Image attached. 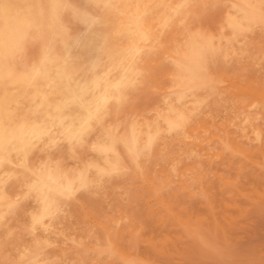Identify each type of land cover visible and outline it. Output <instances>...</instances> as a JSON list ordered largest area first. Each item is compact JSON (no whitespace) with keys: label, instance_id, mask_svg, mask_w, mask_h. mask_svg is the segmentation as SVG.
Here are the masks:
<instances>
[{"label":"rangeland","instance_id":"374dc122","mask_svg":"<svg viewBox=\"0 0 264 264\" xmlns=\"http://www.w3.org/2000/svg\"><path fill=\"white\" fill-rule=\"evenodd\" d=\"M250 1H0V264H264V1Z\"/></svg>","mask_w":264,"mask_h":264},{"label":"bare ground","instance_id":"6f19581e","mask_svg":"<svg viewBox=\"0 0 264 264\" xmlns=\"http://www.w3.org/2000/svg\"><path fill=\"white\" fill-rule=\"evenodd\" d=\"M0 1H2V0H0ZM6 1V0H5ZM32 1V0H31ZM51 1V0H50ZM241 1V0H240ZM250 1V0H249ZM264 1V0H263ZM10 1H8V3H9ZM36 2V1H35ZM34 2V3H35ZM49 2V1H48ZM59 2V1H58ZM61 2V1H60ZM72 2V1H71ZM172 2V1H171ZM216 2V1H215ZM222 2V1H221ZM229 2V1H228ZM245 2V1H244ZM251 2V1H250ZM254 2V1H253ZM7 3V2H6ZM21 3V2H20ZM19 3V4H20ZM31 3V2H30ZM37 3V2H36ZM44 3H46V2H44ZM248 3V2H247ZM12 4V3H11ZM14 4L15 3H13V6H14ZM18 4V3H17ZM39 4V3H38ZM76 4V3H75ZM137 4V3H136ZM217 4V3H216ZM215 4V5H216ZM221 4V3H220ZM223 4H225V3H223ZM222 4V5H223ZM233 4H234V2H233ZM256 4V3H255ZM259 4H261V3H259ZM5 5V4H4ZM77 5V4H76ZM15 6H17V5H15ZM22 6V5H21ZM31 6V5H30ZM36 6V5H35ZM71 6V5H70ZM251 6V5H250ZM48 7V6H47ZM72 7V6H71ZM131 7H133V6H131ZM138 7V6H137ZM161 7V6H160ZM191 7V6H190ZM230 7V6H229ZM41 8H43V6L41 7ZM57 8V7H56ZM55 8V9H56ZM134 8H136V7H133V9ZM156 8V7H155ZM154 8V9H155ZM218 8V7H217ZM225 8V7H224ZM228 8V7H227ZM238 8V7H237ZM35 9H37V8H34L33 10H35ZM39 9V8H38ZM47 9V8H46ZM128 9V8H127ZM130 9V8H129ZM252 9H253V7H252ZM1 10V9H0ZM72 10H74L73 8H72ZM135 10V9H134ZM161 10V9H160ZM192 10V9H191ZM220 10V9H219ZM236 10V9H235ZM253 10H255V9H253ZM28 11V10H27ZM32 11V10H31ZM30 11V12H31ZM50 11V10H49ZM59 11V10H58ZM133 11V10H132ZM151 11V10H150ZM157 11V10H156ZM238 11V10H237ZM240 11H242V10H240ZM256 11V10H255ZM264 11V10H263ZM22 12V11H21ZM24 12V11H23ZM34 12V11H33ZM36 12V11H35ZM41 12V11H40ZM52 13H53V11H51ZM55 12V11H54ZM71 12V11H70ZM129 12V11H128ZM138 12V11H137ZM32 13V12H31ZM37 13V12H36ZM41 13H43V12H41ZM124 13H126V12H124ZM180 13V12H179ZM227 13V12H226ZM244 13V12H243ZM247 13V12H246ZM1 14V13H0ZM4 14H5V12H4ZM6 14H7V11H6ZM11 14V13H10ZM20 14V13H19ZM27 14V13H26ZM39 13H37V15H38ZM152 14V13H151ZM150 14V15H151ZM218 14V13H217ZM230 14V13H229ZM239 14H241L240 12H239ZM3 15V14H2ZM1 15V16H2ZM14 15V14H13ZM35 15V14H34ZM51 15V14H50ZM53 15V14H52ZM56 15V14H55ZM58 15V14H57ZM127 15V14H126ZM130 15V14H129ZM146 15V14H145ZM243 15H245V14H243ZM39 16V15H38ZM48 16V15H47ZM121 16V15H120ZM135 16V15H134ZM133 16V17H134ZM147 16V15H146ZM183 16V15H182ZM220 16V15H219ZM236 16V15H235ZM10 17H11V15H10ZM36 17V16H35ZM110 17V16H109ZM128 17H130V16H128ZM132 17V16H131ZM132 17V18H133ZM138 17V16H137ZM145 17V16H144ZM153 17V16H152ZM226 17V16H225ZM234 17V16H233ZM245 17V16H244ZM250 17V16H249ZM14 18H15V15H14ZM49 18V17H48ZM113 18V17H112ZM123 18V17H122ZM223 18H224V16H223ZM230 18H232V16L230 17ZM7 19V18H6ZM23 19V18H22ZM50 19V18H49ZM53 19H54V17H53ZM131 19V18H130ZM139 19H140V17H139ZM141 19H143V18H141ZM148 19V18H147ZM174 19V18H173ZM235 19V18H234ZM240 19H242V18H240ZM251 19V18H250ZM32 20V19H31ZM41 20V19H40ZM62 20V19H61ZM71 20V19H70ZM127 20H128V18H127ZM149 20V19H148ZM227 20V19H226ZM239 20V19H238ZM9 21V20H8ZM7 21V22H8ZM50 21H51V19H50ZM73 21V20H72ZM130 21H133L132 19L130 20ZM156 21V20H155ZM186 21V20H185ZM229 21V20H228ZM260 21V20H259ZM7 22H5V23H7ZM44 22V21H43ZM63 22V21H62ZM71 22V21H70ZM116 22V21H115ZM134 23L136 22V21H133ZM147 22V21H146ZM233 22V21H232ZM234 22H236V21H234ZM240 22V21H239ZM3 23H4V21H3ZM48 23H50V22H48ZM125 23V22H124ZM175 23V22H174ZM225 23H226V21H225ZM230 22H228V24H229ZM247 23V22H246ZM255 23V22H254ZM59 24V23H58ZM62 24V23H61ZM65 24V23H64ZM69 24V23H68ZM71 24H73V23H71ZM119 24V23H118ZM131 24V23H130ZM133 24V23H132ZM137 24V23H136ZM142 24H143V22H142ZM188 24V23H187ZM227 24V25H228ZM39 25V24H38ZM44 25H46V24H44ZM43 25V26H44ZM51 25V24H50ZM114 25V24H113ZM120 25V24H119ZM148 25H149V23H148ZM185 25V24H184ZM214 25V24H213ZM232 25V24H231ZM240 25V24H239ZM259 25V24H258ZM16 26H18V25H16ZM49 26V25H48ZM142 26H144V25H142ZM218 26V25H217ZM33 27H34V25H33ZM37 27V26H36ZM44 27H46V26H44ZM68 27V26H67ZM75 28H76V26H74ZM137 27V26H136ZM189 27V26H188ZM208 27V26H207ZM206 27V28H207ZM214 27V26H213ZM226 27H228V26H226ZM248 27V26H247ZM5 28V26L3 27V29ZM28 28V27H27ZM41 28V27H40ZM49 28V27H48ZM51 28V27H50ZM63 28H64V26H63ZM115 28V27H114ZM140 28V27H139ZM182 28V27H181ZM209 28V27H208ZM243 28V27H242ZM241 28V29H242ZM5 29H7V28H5ZM44 29V28H43ZM62 29V28H61ZM133 29V28H132ZM136 29V28H135ZM138 29V28H137ZM160 29V28H159ZM195 29V28H194ZM215 29H216V27H215ZM226 29V28H225ZM28 30H29V28H28ZM36 31V29H33V31ZM37 30H38V28H37ZM44 30H47V29H44ZM71 30V29H70ZM73 30V29H72ZM114 30V29H113ZM140 30V29H139ZM143 30V29H142ZM146 30V29H145ZM181 30V29H180ZM193 30V29H192ZM201 30V29H200ZM199 30V28H198V31H200ZM264 30V29H263ZM262 30V31H263ZM26 30H24V32H25ZM65 31V30H64ZM141 31V30H140ZM139 31V32H140ZM182 31V30H181ZM194 31V30H193ZM6 32V31H5ZM9 32V31H8ZM27 32H29V31H27ZM48 32V31H47ZM74 32V31H73ZM221 32V31H220ZM222 32H223V30H222ZM251 32V31H250ZM43 33V32H42ZM123 33V32H122ZM140 33H142V32H140ZM143 33H144V31H143ZM156 33V32H155ZM157 33H158V31H157ZM186 33H189V32H186ZM243 33V32H242ZM258 33V32H257ZM27 34V33H26ZM96 34H98V33H96ZM124 34V33H123ZM126 34V33H125ZM139 34V33H138ZM204 34H205V32H204ZM214 34V33H213ZM29 35V34H28ZM43 35H46V34H43ZM128 35V34H127ZM141 35V34H140ZM139 35V36H140ZM245 35V34H244ZM30 36V35H29ZM87 36V35H86ZM96 36V35H95ZM114 36V35H113ZM136 36V35H135ZM146 36V35H145ZM148 36V35H147ZM192 36V35H191ZM35 37V36H34ZM47 37V36H46ZM59 37H60V35H59ZM92 37V36H91ZM111 37V36H110ZM119 37V36H118ZM122 37H123V35H122ZM126 37H128V36H126ZM157 37V36H156ZM202 37H203V35H202ZM222 37V36H221ZM242 37V36H241ZM251 37V36H250ZM25 38V37H24ZM33 38V37H32ZM44 37H42V39H43ZM130 38H131V36H130ZM190 38V37H189ZM188 38V39H189ZM193 38V37H192ZM3 39V38H2ZM39 39V38H38ZM41 39V38H40ZM48 39V38H47ZM68 40H69V38H67ZM98 39V38H97ZM116 39V38H115ZM137 39V38H136ZM180 39H182V38H180ZM187 39V40H188ZM191 39V38H190ZM199 39V38H198ZM201 39V38H200ZM244 39V38H243ZM257 39V38H256ZM89 40V39H88ZM99 40V39H98ZM134 40H135V38H134ZM192 40V39H191ZM190 40V41H191ZM213 40V39H212ZM24 41V40H23ZM34 41V40H33ZM42 41V40H41ZM179 41V40H178ZM222 41V40H221ZM257 41V40H256ZM255 41V42H256ZM35 42H36V39H35ZM43 42V41H42ZM46 42H47V40H46ZM94 42V41H93ZM183 42V41H182ZM194 42V41H193ZM201 42V41H200ZM211 42V41H210ZM228 42V41H227ZM226 42V43H227ZM34 43V42H33ZM60 43V42H59ZM58 43V44H59ZM108 43V42H107ZM111 43H113L112 41H111ZM178 43V42H177ZM184 43V42H183ZM207 43V42H206ZM219 43V42H218ZM222 43V42H221ZM233 43V42H232ZM236 43V42H235ZM246 43V42H245ZM61 44V43H60ZM117 44V43H116ZM122 44V43H121ZM124 44V43H123ZM126 44V43H125ZM124 44V45H125ZM131 44V43H130ZM174 44V43H173ZM200 44V43H199ZM248 44V43H247ZM252 44V43H251ZM23 45V44H22ZM91 45H93V44H91ZM100 45V44H99ZM114 45V44H113ZM127 45H129V44H127ZM132 45H133V42H132ZM162 45V44H161ZM178 45V44H177ZM204 45V44H203ZM245 45V44H244ZM243 45V46H244ZM261 45V44H260ZM262 45H264V44H262ZM25 46V45H24ZM107 46V45H106ZM115 46H117V45H115ZM182 46V45H181ZM231 46V45H230ZM229 46V47H230ZM239 46V45H238ZM40 47V46H39ZM56 47V46H55ZM86 47V46H85ZM126 47V46H125ZM134 47V46H133ZM175 47V46H174ZM178 47V46H177ZM187 47H188V45H187ZM191 47H192V45H191ZM197 47V46H196ZM203 47V46H202ZM21 48V47H20ZM59 48V47H58ZM90 48V47H89ZM89 48H88V50H89ZM111 48V47H110ZM121 48V47H120ZM119 48V49H120ZM146 48V47H145ZM176 48V47H175ZM182 48V47H181ZM247 48V47H246ZM254 48V47H253ZM55 49V48H54ZM91 49V48H90ZM94 49V48H93ZM119 49H118V51H119ZM165 49V48H164ZM194 49V48H193ZM203 49V48H202ZM207 49V48H206ZM248 49V48H247ZM258 49H259V47H258ZM83 50V49H82ZM98 50V49H97ZM146 50V49H145ZM180 50V49H179ZM186 50V49H185ZM195 51H196V49H194ZM205 50V49H204ZM208 50V49H207ZM235 50V49H234ZM241 50V49H240ZM41 51V50H40ZM51 51H53V49L51 50ZM81 51V50H80ZM86 51V50H85ZM93 51V50H92ZM123 51H124V49H123ZM160 51V50H159ZM161 51H163V50H161ZM168 51V50H167ZM173 51V50H172ZM176 51V50H175ZM188 51V50H187ZM237 51V50H236ZM245 51V50H244ZM251 51V50H250ZM255 50H253V52H254ZM262 51V50H261ZM86 52H88V51H86ZM112 52V51H111ZM115 52V51H114ZM204 52V51H203ZM18 53H20V52H18ZM23 53H24V51H23ZM42 53V52H41ZM51 53V52H50ZM83 53V52H82ZM107 53V52H106ZM120 53V52H119ZM122 53V52H121ZM143 53H144V51H143ZM158 53H160V52H158ZM176 53V52H175ZM177 53H178V51H177ZM236 53V52H235ZM245 53V52H244ZM252 53V52H251ZM87 54V53H86ZM90 54V53H89ZM134 54H135V52H134ZM211 54V53H210ZM249 54V53H248ZM18 56H20L19 54H17ZM23 55V54H22ZM54 55V54H53ZM60 55V54H59ZM82 55V54H81ZM81 55H80V57H81ZM92 55V54H91ZM102 55V54H101ZM197 55H201V54H197ZM257 55V54H256ZM261 55V54H260ZM41 56V55H40ZM55 56V55H54ZM88 56V55H87ZM94 56V55H93ZM169 56V55H168ZM184 56H186V55H184ZM196 56V55H195ZM209 56V55H208ZM17 57V56H16ZM26 57V56H25ZM79 57V58H80ZM98 57V56H97ZM206 57H207V55H206ZM211 57V56H210ZM7 58V57H6ZM103 58H105V57H103ZM107 58V57H106ZM115 58V57H114ZM170 58H171V56H170ZM192 58V57H191ZM199 58H200V56H199ZM204 58V57H203ZM227 58H228V56H227ZM4 59V58H3ZM8 59V58H7ZM19 59V58H18ZM261 59V58H260ZM10 60V59H9ZM21 60V59H20ZM86 60V59H85ZM88 60V59H87ZM188 60V59H187ZM208 60V59H207ZM210 60V59H209ZM214 60V59H213ZM101 61V60H100ZM109 61V60H108ZM173 61V60H172ZM178 61V60H177ZM15 62V61H14ZM34 62V61H33ZM39 62V61H38ZM63 62V61H62ZM8 63H9V61H8ZM31 63V62H30ZM50 63V62H49ZM99 63H101V62H99ZM111 63V62H110ZM254 63V62H253ZM11 64V63H10ZM78 64V63H77ZM139 64V63H138ZM180 64V63H179ZM47 65V64H46ZM182 65V64H181ZM188 65V64H187ZM18 66V65H17ZM41 66V65H40ZM74 66V65H73ZM138 66V65H137ZM140 66V65H139ZM174 66V65H173ZM191 66V65H190ZM194 66H195V64H194ZM247 66V65H246ZM245 66V67H246ZM9 67V66H8ZM39 67V66H38ZM42 67V66H41ZM86 67V66H85ZM172 67V66H171ZM202 67V66H201ZM211 67V66H210ZM222 67V66H221ZM7 68V67H6ZM120 68V67H119ZM169 69H170V67H168ZM185 68V67H184ZM189 68V67H188ZM51 69V68H50ZM49 69V70H50ZM78 69V68H77ZM102 69V68H101ZM167 69V68H166ZM168 69V70H169ZM194 69V68H193ZM215 69V68H214ZM258 69V68H257ZM3 70V69H2ZM2 70H1V72H2ZM14 70V69H13ZM41 70V69H40ZM55 70V69H54ZM85 70V69H84ZM90 70V69H89ZM210 70V69H209ZM213 70V69H212ZM239 70V69H238ZM251 70V69H250ZM32 71V70H31ZM173 71H175V70H173ZM14 72V71H13ZM12 72V73H13ZM74 72V71H73ZM92 72H93V70H92ZM117 72V71H116ZM142 72V71H141ZM229 72V71H228ZM27 73V72H26ZM197 73V72H196ZM208 73V72H207ZM240 73V72H239ZM1 74V73H0ZM11 74V73H10ZM29 74V73H28ZM101 74V73H100ZM112 74V73H111ZM142 74V73H141ZM198 74V73H197ZM196 74V75H197ZM230 74V73H229ZM17 75V74H16ZM24 75V74H23ZM30 75V74H29ZM79 75V74H78ZM116 75V74H115ZM228 75V74H227ZM236 75V74H235ZM20 76V75H19ZM22 76V75H21ZM38 76H40V75H38ZM44 76H46V75H44ZM98 76V75H97ZM101 76V75H100ZM113 76V75H112ZM140 76V75H139ZM185 76V75H184ZM79 77V76H78ZM92 77H94V76H92ZM103 77V76H102ZM118 77V76H117ZM227 77V76H226ZM234 77V76H233ZM251 77V76H250ZM260 77H261V75H260ZM6 78V77H5ZM9 78V77H8ZM57 78H58V76H57ZM56 78V79H57ZM109 78V77H108ZM141 78V77H140ZM144 78V77H143ZM85 79V78H84ZM111 79V78H110ZM118 79H120V78H118ZM134 79V78H133ZM215 79V78H214ZM261 79V78H260ZM7 80V79H6ZM5 80V81H6ZM9 80V79H8ZM11 80V79H10ZM63 80V79H62ZM77 80V79H76ZM83 80V79H82ZM94 80V79H93ZM136 80V79H135ZM141 80H142V78H141ZM4 81V80H3ZM133 81V80H132ZM144 81V80H143ZM246 81V80H245ZM40 82V81H39ZM83 82V81H82ZM91 82V81H90ZM120 82V81H119ZM255 82V81H254ZM19 84L20 83H18V86H19ZM42 84V83H41ZM118 84V83H117ZM120 84V83H119ZM139 84H140V82H139ZM8 85V84H7ZM60 85V84H59ZM65 85V84H64ZM67 85V84H66ZM74 85V84H73ZM9 86V85H8ZM80 86V85H79ZM92 86V85H91ZM131 86H133V84H131ZM225 86V85H224ZM235 86V85H234ZM66 87V86H65ZM69 87V86H68ZM83 87V86H82ZM128 87V86H127ZM163 87V86H162ZM179 87V86H178ZM186 87H191L192 88V86H186ZM195 87V86H194ZM200 87V86H199ZM260 87V86H259ZM5 88V87H4ZM13 88V87H12ZM35 88V87H34ZM39 88V87H38ZM70 88V87H69ZM68 88V89H69ZM90 88V87H89ZM99 88V87H98ZM126 88V87H125ZM124 88V89H125ZM132 88V87H131ZM130 88V89H131ZM198 88V87H197ZM64 89V88H63ZM76 89V88H75ZM110 89H112V88H110ZM121 89V88H120ZM8 90V89H7ZM70 90H72V89H70ZM92 90V89H91ZM126 90V89H125ZM128 90V89H127ZM41 91H42V89H41ZM3 92V91H2ZM85 92V91H84ZM112 92H113V90H112ZM242 92V91H241ZM260 92H262V91H260ZM11 93V92H10ZM37 93V92H36ZM74 93V92H73ZM93 93H95V92H93ZM107 93H108V91H107ZM180 93V92H179ZM221 93V92H220ZM230 93V92H229ZM62 94V93H61ZM91 94V93H90ZM114 94V93H113ZM7 95V94H6ZM70 95V94H69ZM85 95V94H84ZM123 95H124V93H123ZM76 96V95H75ZM112 96V95H111ZM86 97H87V95H86ZM89 97V96H88ZM96 97V96H95ZM94 97V98H95ZM230 97V96H229ZM10 98V97H9ZM11 99V98H10ZM26 99V98H25ZM33 99V98H32ZM54 99H55V97H54ZM78 99V98H77ZM118 99H120L119 98V96H118ZM13 100V99H12ZM27 100H28V98H27ZM53 100V99H52ZM114 100H116V99H114ZM121 100V99H120ZM127 100V99H126ZM206 100V99H205ZM246 100V99H245ZM24 101V100H23ZM119 101V100H118ZM193 101V100H192ZM250 102L252 101V99L251 100H249ZM27 102V101H26ZM88 102H89V100H88ZM100 102H102V101H100ZM113 102V101H112ZM186 102V101H185ZM32 103V102H31ZM81 103V102H80ZM181 103V102H180ZM33 104V103H32ZM131 104V103H130ZM184 104V103H183ZM239 104V103H238ZM15 105V104H14ZM74 105V104H73ZM82 105V104H81ZM85 105V104H84ZM106 105V104H105ZM116 105V104H115ZM119 105H120V103H119ZM123 105V104H122ZM185 105V104H184ZM263 105V104H262ZM8 106V105H7ZM27 106V105H26ZM32 106V105H31ZM54 106V105H53ZM117 106V105H116ZM189 106V105H188ZM4 107H5V105H4ZM44 107V106H43ZM86 107V106H85ZM85 107H83V108H85ZM20 108H22V107H20ZM82 108V109H83ZM108 108H109V106H108ZM191 108V107H190ZM253 108V107H252ZM31 109V108H30ZM44 109H46V108H44ZM80 109V108H79ZM81 109V110H82ZM111 109V108H110ZM256 109V108H255ZM10 110V109H9ZM65 110V109H64ZM85 110V109H84ZM104 110H106V109H104ZM113 110H115L114 108H113ZM120 110V109H119ZM241 110V109H240ZM258 110V109H257ZM4 111H5V109H4ZM34 111V110H33ZM88 110H86V112H87ZM169 111V110H168ZM6 112V111H5ZM29 112V111H28ZM68 112V111H67ZM75 112V111H74ZM83 112V111H82ZM250 112H251V110H250ZM255 112V111H254ZM88 113V112H87ZM90 113V112H89ZM111 113V112H110ZM114 113V112H113ZM116 113V112H115ZM16 114V113H15ZM15 114H14V116H15ZM52 114H53V112H52ZM106 114V113H105ZM156 114V113H155ZM2 115H3V113H2ZM7 115V114H6ZM30 115V114H29ZM61 115V114H60ZM239 115V114H238ZM191 116V115H190ZM255 116V115H254ZM32 117V116H31ZM53 117V116H52ZM55 117V116H54ZM86 117V116H85ZM232 117V116H231ZM248 117V116H247ZM106 118V117H105ZM192 118V117H191ZM49 119V118H48ZM102 119V118H101ZM235 119V118H234ZM238 119V118H237ZM242 119H243V117H242ZM259 119V118H258ZM69 120V119H68ZM98 120V119H97ZM129 120V119H128ZM132 120V119H131ZM253 120V119H252ZM5 121V120H4ZM48 121V120H47ZM81 121V120H80ZM99 121V120H98ZM171 121V120H170ZM249 121V120H248ZM256 121V120H255ZM258 121V120H257ZM10 122H12V121H10ZM78 122V121H77ZM101 122H102V120H101ZM242 122H244V121H242ZM50 123V122H49ZM93 123V122H92ZM226 123V122H225ZM65 124V123H64ZM247 124V123H246ZM150 125V124H149ZM210 125V124H209ZM243 125V124H242ZM250 125V124H249ZM65 126V125H64ZM96 126V125H95ZM152 126V125H151ZM213 126V125H212ZM7 127V126H6ZM112 127V126H111ZM140 127V126H139ZM48 128V127H47ZM62 128V127H61ZM92 128V127H91ZM127 128V127H126ZM164 128V127H163ZM222 128V127H221ZM236 128V127H235ZM254 128V127H253ZM144 129V128H143ZM195 129V128H194ZM58 130V129H57ZM75 130H76V128H75ZM98 130H99V128H98ZM153 130V129H152ZM232 130V129H231ZM242 130V129H241ZM151 131V130H150ZM163 131V130H162ZM236 131V130H235ZM60 132V131H59ZM104 132V131H103ZM111 132V131H110ZM130 132V131H129ZM236 132H238V131H236ZM57 134V133H56ZM65 134V133H64ZM238 134H240V133H238ZM51 135V134H50ZM61 135V134H60ZM167 135V134H166ZM86 136V135H85ZM109 136V135H108ZM114 136V135H113ZM264 136V135H263ZM52 137V136H51ZM59 137H61V136H59ZM91 137V136H90ZM132 137V136H131ZM239 137V136H238ZM48 138V137H47ZM54 138V137H53ZM52 138V139H53ZM163 138V137H162ZM23 139V138H22ZM51 139V140H52ZM116 139V138H115ZM114 139V140H115ZM133 139V138H132ZM118 140V139H117ZM34 141V140H33ZM64 141V140H63ZM91 141V140H90ZM93 141V140H92ZM245 141V140H244ZM263 141V140H262ZM27 142V141H26ZM36 142V141H35ZM44 142V141H43ZM78 142V141H77ZM102 142V141H101ZM100 142V143H101ZM242 142V141H241ZM41 143V142H40ZM57 143H59V142H57ZM66 143V142H65ZM125 143V142H124ZM133 143V142H132ZM207 143H209V142H207ZM39 144V143H38ZM49 144V143H48ZM126 144V143H125ZM245 144V143H244ZM50 145V144H49ZM249 145V144H248ZM71 146V145H70ZM133 146V145H132ZM51 147V146H50ZM57 147V146H56ZM125 147V146H124ZM151 147V146H150ZM154 147H156V146H154ZM249 147V146H248ZM254 147V146H253ZM120 148V147H119ZM137 148V147H136ZM17 149H19V148H17ZM50 149V148H49ZM128 149V148H127ZM150 149V148H149ZM156 149V148H155ZM4 150V149H3ZM21 150V149H20ZM27 150H29V149H27ZM34 150V149H33ZM122 150V149H121ZM124 150V149H123ZM129 150V149H128ZM154 150V149H153ZM215 150V149H214ZM247 150V149H246ZM255 150V149H254ZM17 151V150H16ZM71 151H72V149H71ZM74 151V150H73ZM130 151H132V150H129V152ZM157 151V150H156ZM186 151V150H185ZM32 152V151H31ZM123 152V151H122ZM137 152V151H136ZM206 152V151H205ZM124 153V152H123ZM187 153V152H186ZM18 155V154H17ZM16 156V155H15ZM29 156V155H28ZM125 156V155H124ZM123 156V157H124ZM153 155H151V157H152ZM150 157V158H151ZM2 158V157H1ZM19 158V157H18ZM39 158V157H38ZM17 159V158H16ZM19 159H21V158H19ZM46 159H47V157H46ZM97 159V158H96ZM138 159V158H137ZM2 160V159H1ZM4 160V159H3ZM18 160V159H17ZM142 160V159H141ZM200 160V159H199ZM206 160V159H205ZM19 161V160H18ZM41 161H43V160H41ZM50 161H52V160H50ZM126 161V160H125ZM144 161V160H143ZM202 161V160H201ZM59 162V161H58ZM193 162H195V161H193ZM202 162H204V161H202ZM43 163V162H42ZM47 163H49L48 162V160H47ZM129 163V162H128ZM189 164H190V162H188ZM257 163V162H256ZM11 164H12V162H11ZM11 164H9V165H11ZM27 164V163H26ZM38 164V163H37ZM129 165V164H128ZM251 165H252V163H251ZM255 165V164H254ZM12 166H13V164H12ZM44 166V165H43ZM91 166V165H90ZM205 166V165H204ZM208 166V165H207ZM230 166V165H229ZM23 167H25V166H23ZM28 167H30V166H28ZM51 167V166H50ZM55 167V166H54ZM54 167H53V169H54ZM59 167V166H58ZM179 167V166H178ZM220 167V166H219ZM12 168V167H11ZM14 168V167H13ZM26 168V167H25ZM32 168V167H31ZM47 168H49V167H47ZM52 168V167H51ZM147 168V167H146ZM149 168V167H148ZM208 168V167H207ZM230 168H232V167H230ZM6 169V168H5ZM16 169V168H15ZM30 169V168H29ZM39 169H41V168H39ZM59 169V168H58ZM151 169V168H150ZM166 169V168H165ZM221 169V168H220ZM56 170V169H55ZM54 170V171H55ZM135 170V169H134ZM209 170V169H208ZM176 171V170H175ZM223 171V170H222ZM225 171V170H224ZM223 171V172H224ZM252 171V170H251ZM16 172V171H15ZM33 172V171H32ZM31 172V173H32ZM38 172H39V170H38ZM53 172V171H52ZM59 172V171H58ZM69 172V171H68ZM160 172V171H159ZM196 172V171H195ZM209 172H211V171H209ZM20 173H21V171H20ZM154 173V172H153ZM59 174V173H58ZM233 174V173H232ZM235 174V173H234ZM15 175V174H14ZM60 175V174H59ZM168 175V174H167ZM208 175V174H207ZM20 176V175H19ZM30 176V175H29ZM158 176V175H157ZM237 176V175H236ZM16 177H18V176H16ZM22 177V176H21ZM20 177V178H21ZM152 177V176H151ZM62 178V177H61ZM75 178V177H74ZM127 178V177H126ZM153 178V177H152ZM194 178V177H193ZM18 179V178H17ZM32 179V178H31ZM64 179V178H63ZM129 179V178H128ZM151 179V178H150ZM192 179V178H191ZM203 179V178H202ZM224 179V178H223ZM29 180H30V178H29ZM48 180V179H47ZM120 180V179H119ZM126 180V179H125ZM242 180V179H241ZM27 181V180H26ZM132 181H133V179H132ZM174 181V180H173ZM227 181V180H226ZM10 182V181H9ZM14 182V181H13ZM44 182V181H43ZM160 182V181H159ZM158 182V183H159ZM188 182V181H187ZM214 182V181H213ZM231 182V181H230ZM28 183V182H27ZM55 183V182H54ZM58 183V182H57ZM56 183V184H57ZM154 183V182H153ZM5 184V183H4ZM10 184V183H9ZM26 184V183H25ZM188 184V183H187ZM191 184V183H190ZM244 184H245V182H244ZM58 185V184H57ZM159 185V184H158ZM74 186V185H73ZM110 186V185H109ZM108 186V187H109ZM235 186V185H234ZM26 187V186H25ZM30 187V186H29ZM135 187V186H134ZM7 188V187H6ZM42 188V187H41ZM68 188V187H67ZM105 188V187H104ZM137 188V187H136ZM155 188V187H154ZM236 187H234V189H235ZM3 189V188H2ZM102 189V188H101ZM132 189H134V188H132ZM138 189V188H137ZM142 189V188H141ZM172 190H173V186H172V188H171ZM170 189V190H171ZM178 189V188H177ZM140 190V189H139ZM238 190V189H237ZM155 191V190H154ZM169 191V190H168ZM178 191V190H177ZM236 191V190H235ZM105 192V191H104ZM107 192V191H106ZM170 192V191H169ZM172 192V191H171ZM191 192V191H190ZM225 192H226V190H225ZM72 193V192H71ZM108 193V192H107ZM134 193H135V191H134ZM140 193H142V192H140ZM145 193V192H144ZM205 193V192H204ZM223 193V192H222ZM227 193V192H226ZM239 193V192H238ZM256 193V192H255ZM40 194V193H39ZM73 194V193H72ZM221 194V193H220ZM6 195V194H5ZM107 195V194H106ZM111 195V194H110ZM120 195V194H119ZM138 195H141V194H138ZM150 195V194H149ZM183 195V194H182ZM188 195V194H187ZM1 196V195H0ZM31 196V195H30ZM108 196V195H107ZM144 196V195H143ZM146 196V195H145ZM169 196V195H168ZM167 195H166V198L168 197ZM177 196H179V195H177ZM205 196V195H204ZM123 197V196H122ZM136 197H138V196H136ZM150 197V196H149ZM211 197V196H210ZM222 197H223V195H222ZM237 197V196H236ZM25 198V197H24ZM49 198V197H48ZM171 198V197H170ZM214 198H216V197H214ZM226 198V197H225ZM247 198V197H246ZM86 199V198H85ZM112 199V198H111ZM123 199V198H122ZM126 199V198H125ZM161 199V198H160ZM207 199V198H206ZM248 199V198H247ZM15 200V199H14ZM42 200V199H41ZM110 200V199H109ZM137 200V199H136ZM162 200V199H161ZM181 200V198L179 199V201ZM227 200V199H226ZM1 201V200H0ZM125 201V200H124ZM186 201V200H185ZM188 201H189V199H188ZM192 201V200H191ZM212 201V200H211ZM216 201V200H215ZM215 201H214V203H215ZM250 201H251V199H250ZM122 202V201H121ZM134 202V201H133ZM143 202H144V199H143ZM182 202V201H181ZM204 201H202V203H203ZM210 202V201H209ZM231 202V201H230ZM17 203V202H16ZM186 203V202H185ZM185 203H183V204H185ZM194 203V202H193ZM193 203H192V205H193ZM196 203V202H195ZM194 203V204H195ZM212 203V202H211ZM44 204H46V203H44ZM55 204V203H54ZM60 204V203H59ZM135 204V203H134ZM137 204V203H136ZM154 204H156V203H154ZM153 204V205H154ZM168 204H169V202H168ZM130 205V204H129ZM133 205V204H132ZM150 205H152V204H150ZM162 205H163V203H162ZM215 205V207L214 208H216V204H214ZM249 205V204H248ZM38 206V205H37ZM78 206V205H77ZM137 206V205H136ZM135 206V207H136ZM197 206V205H196ZM218 206V205H217ZM7 207V206H6ZM63 207V206H62ZM90 207V206H89ZM98 207H100V206H98ZM113 207V206H112ZM146 207V206H145ZM187 207V206H186ZM260 207H261V205H260ZM17 208V207H16ZM44 208V207H43ZM74 208V207H73ZM72 208V209H73ZM97 208V207H96ZM133 208V207H132ZM131 208V209H132ZM159 208V207H158ZM165 208V207H164ZM200 208V207H199ZM264 208V207H263ZM8 209V208H7ZM13 209V208H12ZM15 209V208H14ZM37 209V208H36ZM126 209H128V208H126ZM138 209V208H137ZM195 209V208H194ZM3 210V209H2ZM11 210V209H10ZM57 210V209H56ZM133 210V209H132ZM139 210H140V208H139ZM143 210V209H142ZM144 210H146V209H144ZM167 210H169V208L167 209ZM166 210V211H167ZM173 210H175V209H173ZM190 210V209H189ZM197 210V209H196ZM205 210V209H204ZM34 211V210H33ZM129 211V210H128ZM136 211V210H135ZM141 211V210H140ZM201 211V210H200ZM107 212V211H106ZM138 212V211H137ZM150 212V211H149ZM162 212V211H161ZM161 212H159V214L161 213ZM4 213V212H3ZM35 213V212H34ZM37 213V212H36ZM35 213V214H36ZM40 213V212H39ZM41 213H42V211H41ZM69 213V212H68ZM143 213V212H142ZM156 213V212H155ZM158 213V212H157ZM188 213V212H187ZM198 213V212H197ZM250 213V212H249ZM48 214V213H47ZM135 214V213H134ZM177 214V213H176ZM195 214V213H194ZM204 214V213H203ZM7 215V214H6ZM37 215H38V213H37ZM103 215V214H102ZM114 215V214H113ZM127 215H128V212H127ZM126 215V216H127ZM136 215V214H135ZM142 216H143V214H141ZM162 215V214H161ZM166 215V214H165ZM196 215V214H195ZM199 215V214H198ZM249 215V214H248ZM44 216H46V215H44ZM96 216H97V213H96ZM99 216H101V215H99ZM215 216V215H214ZM239 216V215H238ZM261 216V215H260ZM32 217H33V215H32ZM146 217V216H145ZM161 217V216H160ZM166 217V216H165ZM206 217V216H205ZM255 217V216H254ZM257 217V216H256ZM259 217V216H258ZM119 218V217H118ZM151 218V217H150ZM179 218V217H178ZM261 218V217H260ZM259 218V219H260ZM97 219V218H96ZM106 219V218H105ZM155 219V218H154ZM182 219V218H181ZM262 219V218H261ZM30 220V219H29ZM104 220V219H103ZM180 220V219H179ZM257 221H258V219H256ZM31 221V220H30ZM45 221V220H44ZM83 221V220H82ZM115 221H116V219H115ZM183 221V220H182ZM181 221V222H182ZM216 221V220H215ZM250 221V220H249ZM252 221V220H251ZM41 222V221H40ZM149 222V221H148ZM217 222V221H216ZM248 222V221H247ZM37 223H39V222H37ZM144 223V222H143ZM153 223V222H152ZM183 223V222H182ZM249 223V222H248ZM252 223V222H251ZM255 223V222H254ZM258 223V222H257ZM112 224V223H111ZM174 224V223H173ZM233 224V223H232ZM5 225V224H4ZM3 225V226H4ZM38 225H40V224H38ZM179 225H181V223H179ZM185 225H187V224H185ZM190 225V224H189ZM210 225V224H209ZM72 226V225H71ZM86 226V225H85ZM92 226V225H91ZM192 226V225H191ZM250 226V225H249ZM43 227V226H42ZM73 227V226H72ZM82 227V226H81ZM205 227V226H204ZM208 227H210V226H208ZM212 227H214L213 225H212ZM113 228V227H112ZM138 228V227H137ZM152 228H153V226H152ZM206 228V227H205ZM85 229V228H84ZM122 229V228H121ZM168 229V228H167ZM250 229V228H249ZM29 230V229H28ZM87 230V229H86ZM26 231H27V229H26ZM125 231V230H124ZM134 231H135V229H134ZM169 231V230H168ZM186 231V230H185ZM211 231V230H210ZM225 231V230H224ZM242 231V230H241ZM70 232V231H69ZM84 232V231H83ZM112 232H114V231H112ZM187 232V231H186ZM215 232H216V230H215ZM87 233V232H86ZM100 233V232H99ZM144 233V232H143ZM162 233V232H161ZM189 233V232H188ZM211 233V232H210ZM214 233V232H213ZM69 235V234H68ZM85 235V234H84ZM207 235V234H206ZM213 235V234H212ZM219 235V234H218ZM225 235V234H224ZM86 236V235H85ZM84 236V237H85ZM90 237V236H89ZM123 237V236H122ZM144 237V236H143ZM211 237V236H210ZM215 237V236H214ZM33 238V237H32ZM103 238V237H102ZM113 238V237H112ZM89 239V238H88ZM218 239H219V237H218ZM121 240H124L123 238H121ZM210 240H212V239H210ZM89 241V240H88ZM130 241V240H129ZM150 241V240H149ZM153 241V240H152ZM142 242V241H141ZM213 242H215L214 240H213ZM94 243V242H93ZM128 243V242H127ZM135 243V242H134ZM144 243V242H143ZM227 243H229V242H227ZM92 244V243H91ZM136 244V243H135ZM235 244V243H234ZM75 246V245H74ZM189 246H191V245H189ZM249 246V245H248ZM43 247V246H42ZM66 247V246H65ZM64 247V248H65ZM128 247V246H127ZM238 248V247H237ZM246 249V248H245ZM157 250V249H156ZM238 250V249H237ZM51 252V251H50ZM77 252H78V250H77ZM70 254V253H69ZM90 254V253H89ZM96 254V253H95ZM174 254V253H173ZM38 255V254H37ZM71 255H73V254H71ZM71 255H69V256H71ZM76 255V254H75ZM77 256V255H76ZM264 256V255H263ZM43 257V256H42ZM102 257V256H101ZM132 257V256H131ZM240 257V256H239ZM259 257V256H258ZM262 257V256H261ZM34 258V257H33ZM40 258V257H39ZM44 258H46V257H44ZM84 258L86 259V256H84ZM260 258V257H259ZM6 259V258H5ZM34 260V259H33ZM40 260H41V258H40ZM137 260V259H136ZM53 262V261H52ZM75 262V261H74ZM84 262H85V260H84ZM92 262V261H91ZM99 262V261H98ZM143 262V261H142ZM13 263V262H12ZM34 263V262H33ZM32 263V264H33ZM43 263V262H42ZM128 263V262H127ZM35 264V263H34ZM53 264V263H52ZM58 264V263H57ZM129 264V263H128Z\"/></svg>","mask_w":264,"mask_h":264}]
</instances>
